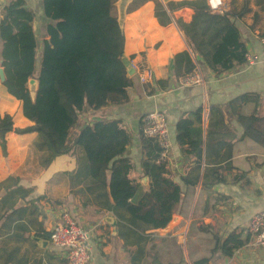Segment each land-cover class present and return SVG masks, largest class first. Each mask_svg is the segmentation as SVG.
<instances>
[{
  "label": "crops",
  "instance_id": "1",
  "mask_svg": "<svg viewBox=\"0 0 264 264\" xmlns=\"http://www.w3.org/2000/svg\"><path fill=\"white\" fill-rule=\"evenodd\" d=\"M10 1L0 0V17ZM154 1L146 0L131 11L127 8V19L123 23V60L134 69L128 76L135 77L129 101L99 112H88L84 123L95 119L121 123L130 135L124 154L131 165L128 177L148 190L150 179L143 175L141 167L142 118L151 111L164 113L171 141L166 169L180 192L171 216L178 218L177 223L163 232L161 229L152 231L133 221L125 210L114 207L109 194L106 200L99 191L88 192L86 181L77 180L75 155L55 158L46 165L47 153L39 148L40 142H36L41 141V137L36 133L17 135L12 131L5 138L4 156L0 147V190L7 178L14 177L18 180L17 186L29 192L26 202L30 204L19 197L6 200L5 206L15 202V208L26 209L24 213L14 214L6 225L0 221V264H68L65 254L49 242L50 230L60 223L64 212L89 232L86 264H192L201 258H208V264H264V247L252 250L248 246L247 232L250 217L264 209V147L243 136L242 127L226 115L222 126L211 125L217 118L210 114L211 108L223 109L231 100L248 95L258 96L259 102L256 106L243 105L242 114L249 115L256 107L264 116V60L260 44L264 12L255 0H220L221 12L238 14L245 7L249 10L235 20V25L246 56L256 61L251 65L245 62L217 76L193 54L189 41L174 21L159 25L154 16ZM156 1L166 8L168 3L190 0ZM24 2L34 14L33 33L40 46L48 39L45 27L51 22L43 14L42 0ZM168 14L188 23L192 11L181 8ZM184 51L196 64L192 73L199 72L202 77L199 85H187L182 78L172 76V59ZM146 72L150 76L145 83L167 78L169 87L166 90L154 88L148 95L140 81V75ZM198 109L202 110L201 121L193 126L200 131L194 138L200 144L197 149L184 151L176 141L175 125L184 114ZM4 114L12 117L14 128L30 125L22 115L21 103L9 95L0 82V116ZM145 177L147 182L143 183ZM106 178L108 181L109 174ZM108 203L112 206L110 210L105 208ZM231 234L244 244L230 257L223 256L219 250L211 254L215 247L213 236L223 240ZM196 237L200 242L204 239L209 243L208 255L200 246L192 244L191 240ZM202 252L204 254L200 255Z\"/></svg>",
  "mask_w": 264,
  "mask_h": 264
},
{
  "label": "trees",
  "instance_id": "2",
  "mask_svg": "<svg viewBox=\"0 0 264 264\" xmlns=\"http://www.w3.org/2000/svg\"><path fill=\"white\" fill-rule=\"evenodd\" d=\"M146 0H133L128 11L139 7ZM115 0H42L45 18L51 23L45 27L47 40L39 42L33 33L34 14L25 7L24 0H11L0 17V67L3 69L6 92L21 103L23 117L30 125L14 128L10 115L0 116V147L6 154V136L36 133L41 137L39 148L44 150L46 165L58 157L75 155L79 182L86 181L88 192L99 191L114 207L125 210L133 221L150 230L163 229L171 219L180 192L168 177L166 164H156L158 143L146 138L141 131L143 175L150 179L148 190L129 179L131 168L124 157L130 135L118 120L95 119L84 123L89 112L105 107L123 105L129 101V90L134 86V76L129 77L123 64L124 35L120 30L114 8ZM154 16L159 25L174 21L182 35L189 41L193 54L217 76L243 65L246 48L241 41L235 20L245 15L247 7L236 14L214 13L207 0H190L168 3L166 8L154 1ZM264 12V0H255ZM188 8L191 20L184 23L174 19L176 9ZM257 17L254 18L256 22ZM261 37H264V28ZM38 49V51H37ZM40 54L38 56V53ZM38 60V61H37ZM172 76L175 79L191 74L196 64L187 51L172 59ZM38 83L32 99L28 81ZM150 95L154 88L166 90L169 79L143 83ZM258 96L243 95L227 103L225 108H211L217 120L211 125H223L224 115L234 119L243 129V136L264 147V116L257 108L243 115L242 106L258 104ZM202 110L184 114L176 123V141L184 151L197 149L200 141L194 139L200 131L194 123L201 121ZM106 174H109L107 181ZM14 177L6 179L0 196V221L11 222L16 213L26 207L15 208V202L5 206L6 200L19 197L26 204L29 192L18 185ZM108 190V193H107ZM34 205L35 202L31 201ZM108 203L105 208L111 209ZM215 247L211 254L220 251L230 257L244 242L231 234L219 240L213 236ZM201 258L192 264H208Z\"/></svg>",
  "mask_w": 264,
  "mask_h": 264
},
{
  "label": "built area",
  "instance_id": "3",
  "mask_svg": "<svg viewBox=\"0 0 264 264\" xmlns=\"http://www.w3.org/2000/svg\"><path fill=\"white\" fill-rule=\"evenodd\" d=\"M211 11L220 13L221 1L208 0ZM262 57L264 60V37L260 39ZM248 65L254 64L256 59L246 56ZM150 76L149 72L140 75L141 83H145ZM182 82L187 85L201 84L202 77L199 72H194L182 78ZM143 135L146 138L155 140L159 146V155L156 164H166L171 150V141L166 117L161 111H151L143 116ZM249 235L248 246L252 250L264 247V209L254 213L247 225ZM89 232L78 226L76 222L66 213L60 216V223L52 227L49 234L51 246L65 254L68 264H86L89 261L88 255Z\"/></svg>",
  "mask_w": 264,
  "mask_h": 264
},
{
  "label": "water",
  "instance_id": "4",
  "mask_svg": "<svg viewBox=\"0 0 264 264\" xmlns=\"http://www.w3.org/2000/svg\"><path fill=\"white\" fill-rule=\"evenodd\" d=\"M132 3V0H117L116 2H114V6H115V9H116V20H117V23H118V26L120 28V30L122 31L123 29V23L125 21L126 18V13H127V8L128 6ZM1 64V62H0ZM123 64L125 65V68H126V72L127 74L130 76L133 74L134 72V69L125 61L123 60ZM4 73H3V69L0 67V82L3 83L4 82ZM37 81L35 79H30L28 81V89H29V92H30V97L33 99L34 96H35V92L37 90ZM143 183H146L147 182V178H143ZM178 218L177 217H171L170 221L168 222V224L163 228L161 229L163 232H167L169 231L176 223H177V220Z\"/></svg>",
  "mask_w": 264,
  "mask_h": 264
},
{
  "label": "rangeland",
  "instance_id": "5",
  "mask_svg": "<svg viewBox=\"0 0 264 264\" xmlns=\"http://www.w3.org/2000/svg\"><path fill=\"white\" fill-rule=\"evenodd\" d=\"M38 61V60H37ZM36 142H40L39 140H37ZM188 239L190 240L191 239V233H189L188 234ZM166 241V240H165ZM191 242H192V244H194V245H198V246H200L203 250H204V252H205V254H209V243L208 242H206L204 239H202V241L200 242L198 239H197V237L192 241L191 240ZM194 242V243H193ZM167 243H168V245H169V241H167ZM163 246H166V244H165V242H164V244H163ZM204 253L202 252L200 255H203ZM174 255V254H173ZM174 259H175V255H174ZM192 259V258H191Z\"/></svg>",
  "mask_w": 264,
  "mask_h": 264
}]
</instances>
